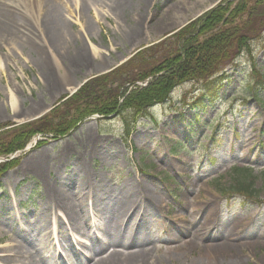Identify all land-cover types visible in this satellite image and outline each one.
Returning <instances> with one entry per match:
<instances>
[{
	"label": "rangeland",
	"instance_id": "rangeland-1",
	"mask_svg": "<svg viewBox=\"0 0 264 264\" xmlns=\"http://www.w3.org/2000/svg\"><path fill=\"white\" fill-rule=\"evenodd\" d=\"M221 1L0 0V14L15 13L22 23L13 42L0 29V133L40 120L72 98L71 89L79 92L135 56L142 55L136 63L146 66L142 58L148 48L165 43L159 52L174 51L171 37ZM231 1V7L240 2ZM51 7L59 15L50 14ZM57 20L68 59L60 46L49 44L47 29ZM210 69L181 82L165 103L130 119L127 127L117 116L87 119L62 138L40 147L34 140L27 152L0 157V164L8 163L0 167V226L13 218L16 227L26 228L48 189L74 191L67 178L81 162L83 174L102 183V191L88 194L86 204L68 207L84 210L98 239L104 235L96 228L98 209L127 211L123 204L144 188L156 207L149 241L125 248L132 253L145 246L144 264H264V32L239 57L221 56ZM43 157L51 166L43 177L23 173V163ZM237 167L254 170L258 199L223 196ZM132 220L141 224L135 215ZM50 222L56 232L54 263L60 264L61 255L76 264L81 258L69 262L62 252L66 239L80 249L72 230L62 219ZM34 238L46 242L48 237ZM4 244L13 243L0 234Z\"/></svg>",
	"mask_w": 264,
	"mask_h": 264
},
{
	"label": "trees",
	"instance_id": "trees-1",
	"mask_svg": "<svg viewBox=\"0 0 264 264\" xmlns=\"http://www.w3.org/2000/svg\"><path fill=\"white\" fill-rule=\"evenodd\" d=\"M231 3L223 0L218 8L172 36L174 51L159 52L165 43L148 48L145 52L149 55L142 58L146 66L136 63L142 55L135 56L111 73L88 81L72 98L40 120L1 132L0 157L10 159L38 136L45 138L38 143L39 147L52 138H62L94 115L120 117L127 127L130 119L147 116L153 106L165 103L181 82L211 70L221 56L226 60L237 58L264 32V0H240L235 7ZM147 79L145 86L137 84ZM6 165L1 163L0 167ZM253 173L252 168H233L231 184L223 196L231 193L247 201L258 199L252 185Z\"/></svg>",
	"mask_w": 264,
	"mask_h": 264
},
{
	"label": "bare ground",
	"instance_id": "bare-ground-1",
	"mask_svg": "<svg viewBox=\"0 0 264 264\" xmlns=\"http://www.w3.org/2000/svg\"><path fill=\"white\" fill-rule=\"evenodd\" d=\"M49 12L56 16L58 14L54 7H51ZM20 24L22 23L15 13L9 11L4 15L0 14V29L3 35L7 34L9 41L13 42V38L19 37L17 30L21 28ZM61 32L62 26L59 25L58 20L53 21L51 27L47 29V36L49 37L50 46H60L62 57H67L68 49L63 43L65 39ZM11 105L15 106L13 98H11ZM85 143L88 147L93 146L90 136L86 138ZM67 154L72 155L71 153ZM84 167V163L75 164L74 170L67 178L69 182L66 186L74 187V191H69L64 187H55L54 189H48L44 193L40 212L34 216L33 222H29L26 228H22L19 225L16 227L17 221L13 218L1 220L0 234H3L13 244L0 246V262L10 261L12 264H56L54 260L57 258V252L54 250L52 243L56 232L50 222L51 218H56L59 221L62 219L68 225L69 229L72 230L73 240L80 247V249H77L71 239L65 240L66 244L63 246L62 252L65 253V257H67L69 262H72L73 258H81V260H77L76 264L90 262L91 264H144L148 253L145 246L137 248L132 253L127 252L125 248L136 246L137 243L140 246L141 244H146L145 242L142 243L143 239L149 241L150 227L148 222L153 220L156 210L155 205L149 202V194L144 188L133 193L123 204L127 207V211H123L121 208L120 210L119 208L115 210V207L109 210L107 208L98 209L96 213L100 221L99 226L96 228L99 233L101 231L104 233L102 235L103 238L98 239L95 233L92 232L91 224H89L90 218H87L88 215H85L84 210L75 211L68 207L70 204H86L88 194L93 195L97 191H102V183L96 182V179H89L87 175L83 174ZM50 168L49 159L46 157L37 162H25L21 165L23 173L31 175L35 173L39 177H43L46 172L50 171ZM83 177L86 178L83 179ZM86 179H89V181L87 182ZM134 215L138 217L139 223L141 222L140 225L133 224ZM40 234L48 237L46 242H44L45 240L40 242L34 238L35 235ZM77 238H85L91 242L85 243L77 240ZM92 243H94L93 246H91ZM66 261L60 255V264H67L68 262Z\"/></svg>",
	"mask_w": 264,
	"mask_h": 264
},
{
	"label": "water",
	"instance_id": "water-1",
	"mask_svg": "<svg viewBox=\"0 0 264 264\" xmlns=\"http://www.w3.org/2000/svg\"><path fill=\"white\" fill-rule=\"evenodd\" d=\"M78 90L79 89L76 88V90L71 91L70 95L76 93Z\"/></svg>",
	"mask_w": 264,
	"mask_h": 264
}]
</instances>
